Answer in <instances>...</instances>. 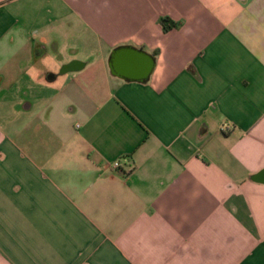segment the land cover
Wrapping results in <instances>:
<instances>
[{
	"label": "crops",
	"instance_id": "1",
	"mask_svg": "<svg viewBox=\"0 0 264 264\" xmlns=\"http://www.w3.org/2000/svg\"><path fill=\"white\" fill-rule=\"evenodd\" d=\"M0 264H264V0H0Z\"/></svg>",
	"mask_w": 264,
	"mask_h": 264
},
{
	"label": "water",
	"instance_id": "2",
	"mask_svg": "<svg viewBox=\"0 0 264 264\" xmlns=\"http://www.w3.org/2000/svg\"><path fill=\"white\" fill-rule=\"evenodd\" d=\"M121 50H123V48L116 50L112 56V59H111L112 61H111L110 67H111V70L115 73H117L119 71V63H118L117 59L119 58L118 55H119ZM138 52H139L140 56L142 55L141 58L145 59V63H144V61H143V63L141 62V65H140L141 68L139 70L140 71L139 76H137L136 78H132V79H134L136 81H140V82H145L150 78V76H151V74L155 68V60H154V58L148 56V54H146L142 51H138ZM145 55L147 57H145ZM148 57H150V60ZM79 64H80L79 62H72L71 64L67 65L64 68V70L66 72L75 71L76 69H78L76 66Z\"/></svg>",
	"mask_w": 264,
	"mask_h": 264
},
{
	"label": "trees",
	"instance_id": "3",
	"mask_svg": "<svg viewBox=\"0 0 264 264\" xmlns=\"http://www.w3.org/2000/svg\"><path fill=\"white\" fill-rule=\"evenodd\" d=\"M160 23H161V25L165 31H168L172 28H176L178 26V24H176V23H170L169 19H167V18L161 19Z\"/></svg>",
	"mask_w": 264,
	"mask_h": 264
},
{
	"label": "built area",
	"instance_id": "4",
	"mask_svg": "<svg viewBox=\"0 0 264 264\" xmlns=\"http://www.w3.org/2000/svg\"><path fill=\"white\" fill-rule=\"evenodd\" d=\"M123 163H127L128 164L127 158H121V159H118V160L114 161L112 163V168L115 169V170H118V169H120L122 167Z\"/></svg>",
	"mask_w": 264,
	"mask_h": 264
}]
</instances>
